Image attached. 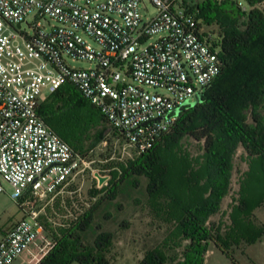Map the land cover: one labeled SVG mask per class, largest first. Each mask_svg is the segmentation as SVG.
Segmentation results:
<instances>
[{"label": "built area", "instance_id": "1", "mask_svg": "<svg viewBox=\"0 0 264 264\" xmlns=\"http://www.w3.org/2000/svg\"><path fill=\"white\" fill-rule=\"evenodd\" d=\"M142 2L0 0V195L8 184L25 214L0 241V264L34 244L30 264L51 252L39 207L88 166L39 116L48 95L72 85L143 154L176 125L174 111L219 76L217 34L195 18V0H150L156 14L147 18ZM33 13L50 21L26 31Z\"/></svg>", "mask_w": 264, "mask_h": 264}, {"label": "trees", "instance_id": "2", "mask_svg": "<svg viewBox=\"0 0 264 264\" xmlns=\"http://www.w3.org/2000/svg\"><path fill=\"white\" fill-rule=\"evenodd\" d=\"M244 2L248 11L233 0H204L193 7L201 27H218L219 76L203 92L202 102L183 107L176 125L149 151L120 165L107 187L92 192L99 200L76 212L72 224L60 229L40 264H110L106 253L113 234L101 232L94 245H85L82 234L92 228L102 202L116 200L121 184L132 180L137 184L136 178L148 181L154 217L171 226L163 245L148 251L143 264L170 260L201 264L210 244L229 256L231 247L264 238V225L254 216L264 204V0ZM38 113L86 161L108 131L102 113L69 84L48 95ZM187 140L199 144L201 152L192 155L185 149ZM240 148L246 153L248 171L240 181L228 223H211L230 193ZM255 172L259 177L247 186L245 178ZM182 247V260L168 257L169 249Z\"/></svg>", "mask_w": 264, "mask_h": 264}, {"label": "rangeland", "instance_id": "3", "mask_svg": "<svg viewBox=\"0 0 264 264\" xmlns=\"http://www.w3.org/2000/svg\"><path fill=\"white\" fill-rule=\"evenodd\" d=\"M195 1L199 3L204 0ZM141 14L144 18L155 16L156 8L150 0H143ZM47 21H50V18H40L33 13L28 17L23 29L29 31L28 24L37 22L48 25ZM211 29L217 32L218 27L214 26ZM69 63L76 68H94V65L85 61L76 63L69 61ZM107 129L104 141L90 154L88 166L84 168L83 173L61 191L48 197L39 207L41 209L40 222L45 227L46 238L53 244L60 229L68 228L72 224L76 212H83L84 208H90L99 200L100 196L95 198L92 192L107 187L113 171H119L120 165H126L140 156V153L129 146L109 125ZM95 133L96 131H93L92 136ZM184 146L194 156L201 152V146L192 140L185 141ZM233 164L230 193L222 203L220 214L214 216L211 223L220 221L228 223L231 206L238 197L240 181L244 173L248 171L246 153L242 148L238 150ZM97 175L106 178V181L100 184ZM258 177L256 172L246 177L247 186ZM135 182L137 184H134V180L122 183L116 200H104L94 218L92 228L82 234L85 245H94L96 237L101 232L113 234V244L106 253L110 264H143L147 252L162 246L171 228L152 214L147 193V179L136 178ZM4 188L5 192L0 195V241L4 232L25 217L22 208L11 198L12 188L8 184H4ZM254 216L259 223L264 225V204L254 212ZM41 241L39 238L36 243ZM187 244L188 242L184 243V245ZM36 246L32 245L15 264H30V260L36 254ZM183 250L184 247L175 251L169 249L167 255L170 259L177 258L178 262L183 258ZM167 264H175V262L170 260ZM201 264H264V238L252 245L231 247L229 256L210 244Z\"/></svg>", "mask_w": 264, "mask_h": 264}, {"label": "water", "instance_id": "4", "mask_svg": "<svg viewBox=\"0 0 264 264\" xmlns=\"http://www.w3.org/2000/svg\"><path fill=\"white\" fill-rule=\"evenodd\" d=\"M202 94H198L196 96V100L194 102H189V101H186L182 107L176 109L174 111V113L179 116L181 111H182V108L185 107V106H196L197 104L201 103L202 102ZM98 179H99V182L100 184H103L105 181H106V178H103V177H100L99 175H97Z\"/></svg>", "mask_w": 264, "mask_h": 264}, {"label": "crops", "instance_id": "5", "mask_svg": "<svg viewBox=\"0 0 264 264\" xmlns=\"http://www.w3.org/2000/svg\"><path fill=\"white\" fill-rule=\"evenodd\" d=\"M7 232H4V235L6 234ZM4 235H3V237H4Z\"/></svg>", "mask_w": 264, "mask_h": 264}]
</instances>
